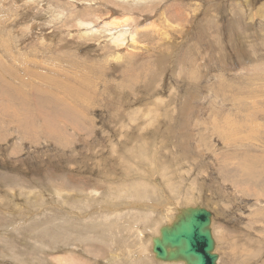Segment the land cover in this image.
Returning a JSON list of instances; mask_svg holds the SVG:
<instances>
[{"label":"rangeland","instance_id":"374dc122","mask_svg":"<svg viewBox=\"0 0 264 264\" xmlns=\"http://www.w3.org/2000/svg\"><path fill=\"white\" fill-rule=\"evenodd\" d=\"M195 206L264 264V0H0V264H178Z\"/></svg>","mask_w":264,"mask_h":264},{"label":"water","instance_id":"95a60500","mask_svg":"<svg viewBox=\"0 0 264 264\" xmlns=\"http://www.w3.org/2000/svg\"><path fill=\"white\" fill-rule=\"evenodd\" d=\"M212 212L201 206L187 207L171 225L160 228L152 239V252L163 261L186 264H218L211 230Z\"/></svg>","mask_w":264,"mask_h":264},{"label":"bare ground","instance_id":"6f19581e","mask_svg":"<svg viewBox=\"0 0 264 264\" xmlns=\"http://www.w3.org/2000/svg\"><path fill=\"white\" fill-rule=\"evenodd\" d=\"M178 210V211H177ZM177 214L175 213V217H174V219L172 220V221H170L169 223H168V225H171L174 221H176V218L178 217V215H180V213H181V211H182V209L179 207V208H177ZM165 225V224H164ZM163 227V226H162ZM161 228V227H160ZM160 228H159V230H160ZM159 230H158V232H159ZM159 236V235H158ZM152 239V238H151ZM151 245H152V241H151ZM151 249H152V246H151ZM153 254V253H152ZM153 256H154V254H153ZM155 257V256H154ZM159 261H162V262H164L163 260H160V259H158ZM168 261H166L165 263H167ZM171 263H178V264H186L184 261H181V260H175V261H170Z\"/></svg>","mask_w":264,"mask_h":264}]
</instances>
